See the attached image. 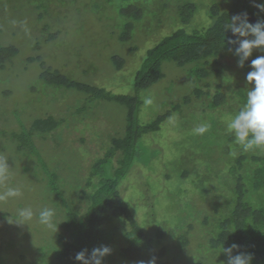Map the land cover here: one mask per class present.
<instances>
[{"label": "trees", "instance_id": "obj_1", "mask_svg": "<svg viewBox=\"0 0 264 264\" xmlns=\"http://www.w3.org/2000/svg\"><path fill=\"white\" fill-rule=\"evenodd\" d=\"M232 2L225 10L217 2L207 8L212 22L199 29L198 21H195L200 4L197 0H167L164 15L148 13L145 0H121L118 9L122 27L120 40L135 37L136 28H140L141 23L149 25V20L156 22L160 19L158 23L162 26L163 16L170 18L169 32L172 31L148 50L136 73L135 91L130 94H117L97 85L76 83L59 68H47L42 63L40 77L46 84L76 87L91 98L116 101L126 106V126L123 135L111 139L104 156L94 157L89 174L86 179L81 178V187L73 201L67 200L58 181L59 175L50 176L48 188L57 201L67 207L59 210L57 230L61 234L52 241L53 254L40 255L36 261L32 259L26 263L22 253L14 261L18 264H82L75 260L79 251L87 249L90 253L93 248L106 245L112 251L103 258V264H139L153 257L156 264H174L168 257L169 247L163 245L164 239L176 235L182 246L187 247L192 232H201L207 225L210 237L205 251L211 250L210 257L205 260L196 254L191 257L189 252L185 262L226 264L227 255L224 252L219 254V251L235 243L239 248L233 249V255L250 253L251 264H264V148L242 152L234 136L227 133L225 123L245 102L246 91L251 87L246 81L251 60L264 53L254 50L244 67H239L238 58L227 50L225 43L232 36L231 31L224 32L223 28L230 17L238 13L247 12L252 23L264 19V12L256 7L264 0ZM46 27L44 30H49V26ZM59 35V32L50 34L52 39ZM17 53V46L0 42V67L5 68L8 62L14 61ZM231 58L233 64H229ZM222 59L224 61L220 64ZM113 60L119 68L124 66L120 56L114 55ZM168 60L182 67L194 64L188 71L193 76L192 87L170 109L146 119L145 115L142 116L146 99L141 92L165 76L163 64ZM86 109L84 106L83 110ZM202 122L210 126L209 130L197 135L193 129ZM172 123L182 132L174 147L177 153L171 150L167 153L164 147L167 127ZM60 126V119L53 115L35 119L28 132L15 137L18 149L27 150V155H37L40 160L41 153L34 135L44 137ZM233 151L236 156L231 155ZM158 163L161 173L154 177L153 171ZM131 174L136 181L130 188L132 197L128 198L122 195V191L127 190L122 187ZM163 179L165 183H162ZM194 188L205 194L201 199L207 203L201 212L202 203H197ZM171 189L174 190L170 198L173 213L160 212L171 230L163 226L152 232L146 230V223L136 217L134 203L141 200L146 212L155 214L158 202L165 199L163 193ZM146 192L150 193L154 208L148 206ZM127 193L130 195L129 191ZM165 201L169 202L168 199ZM140 207L137 204V208ZM206 208H211L215 215L203 213ZM187 211H193L194 216H187ZM12 247L13 244L4 246L0 243V253L9 252ZM2 254L0 264H4Z\"/></svg>", "mask_w": 264, "mask_h": 264}, {"label": "rangeland", "instance_id": "obj_2", "mask_svg": "<svg viewBox=\"0 0 264 264\" xmlns=\"http://www.w3.org/2000/svg\"><path fill=\"white\" fill-rule=\"evenodd\" d=\"M166 1L145 0L147 12L164 15ZM197 1L200 4L196 16L201 19L194 18L198 21L199 29L212 22L206 10L211 5L217 2L225 10L233 4V0ZM120 4L121 0H0V42L18 47L14 61L8 62L5 68L0 67V157L7 158L11 167L9 184L20 187L23 193L14 200L0 202V243L4 246L13 244L11 251L0 253H3L1 257L4 264H18L14 260L22 253L25 254L26 263H30L32 259H35L33 262L36 261L40 255L53 254L52 241L61 234L58 230H46L35 219L29 227L9 224L7 217L18 207L31 206L34 211H38L48 206L55 209L57 224L59 210H66L67 207L58 202L48 188L50 176L59 175L58 181L65 190L67 200L73 201L81 187V178L89 174L94 157L104 156L107 147L111 145V139L125 132L126 106L116 101L91 98L88 93L76 87L46 84L40 77L42 63L47 68H59L76 83L97 85L117 94H130L135 91L136 73L148 50L172 33L169 32L170 18L163 16L162 26L158 23L160 19L156 22L149 20V25L141 23L143 25L136 28L135 37L120 40ZM46 26H49L47 31L44 30ZM141 27L145 30L139 32L143 30ZM55 32L60 35L52 39L50 34ZM33 44L35 47L32 48ZM114 55L124 60L123 67L116 66ZM223 61L219 60V63ZM232 62L231 58L229 64L234 63ZM192 65L194 64L182 67L174 61L164 62L165 76L151 88L141 92L143 99L152 100L151 104L144 103L142 116L145 115L149 120L156 117L170 109L190 90L193 76L188 71ZM84 106L86 110H83ZM48 115L60 119L61 126L44 137L41 134L34 135L41 153L39 160L37 155H27V150H19L15 137L28 132L35 119ZM181 137L182 132L175 124L167 127L164 141L167 153L169 150L177 153V150L174 152V147ZM160 166L159 163L156 164L154 177L158 172L161 173V169H158ZM134 181L136 180L132 175L124 182L122 188L127 190L122 191L123 196L132 197L130 188ZM165 182L163 179L162 183ZM3 188L0 185V191ZM172 189L163 193L168 201L174 192ZM193 193L197 195V203H202V208L199 209L201 212L204 203H207L201 199L205 194H201L196 188ZM145 197L150 209L154 208L149 192H146ZM165 199L158 202L155 214L147 213L141 200L134 203L136 217L138 221L146 223V230L156 231L161 226L171 230L160 214L173 213V203L171 200L167 203ZM137 204L141 207L137 208ZM211 208H206L203 213L214 216ZM193 213L187 211L186 215L193 217ZM201 226L200 224L199 227ZM208 229L209 226L204 225L201 232L193 231L187 247L182 246L175 234L173 237H166L163 245L169 247V259L174 264H187L184 260L189 252L191 257L194 254L204 260L210 257L211 250L205 251L210 237ZM187 236L189 237V233ZM167 239L168 242L165 241ZM200 243L204 244L203 248Z\"/></svg>", "mask_w": 264, "mask_h": 264}, {"label": "clouds", "instance_id": "obj_3", "mask_svg": "<svg viewBox=\"0 0 264 264\" xmlns=\"http://www.w3.org/2000/svg\"><path fill=\"white\" fill-rule=\"evenodd\" d=\"M260 11L264 12V3L256 5ZM224 32L231 31L232 36L227 38V50L237 57L239 67H244L245 62L257 50L264 53V19H259L255 23L249 22L248 13H238L230 17V21L225 23ZM234 37V38H233ZM251 70L246 75V81L251 87L246 91V99L242 107L226 120V131L235 138V143L242 152L255 151L264 148V55H258L251 60ZM146 104H151L152 100L146 99ZM209 125L202 122L193 129L197 135H203L209 130ZM231 155L236 156L233 151ZM8 159L0 157V202L14 200L23 195L18 186H11V171ZM56 211L52 207H42L34 211L31 206L16 208L14 213L7 217L9 224L17 226L27 225L31 227L34 219L46 230L56 232L55 221ZM239 245L233 243L231 246L220 249L219 254L224 252L227 255L226 264H251L252 255L240 252L233 255V249H238ZM112 249L109 246L101 245L95 247L89 253L87 249L79 251L75 260L82 264H103V258L110 254ZM218 254V255H219ZM139 264H156V258L149 261H140Z\"/></svg>", "mask_w": 264, "mask_h": 264}]
</instances>
